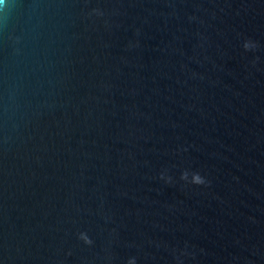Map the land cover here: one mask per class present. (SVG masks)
I'll list each match as a JSON object with an SVG mask.
<instances>
[{
  "label": "water",
  "instance_id": "water-1",
  "mask_svg": "<svg viewBox=\"0 0 264 264\" xmlns=\"http://www.w3.org/2000/svg\"><path fill=\"white\" fill-rule=\"evenodd\" d=\"M130 260L264 264V0L0 7V264Z\"/></svg>",
  "mask_w": 264,
  "mask_h": 264
},
{
  "label": "clouds",
  "instance_id": "clouds-1",
  "mask_svg": "<svg viewBox=\"0 0 264 264\" xmlns=\"http://www.w3.org/2000/svg\"><path fill=\"white\" fill-rule=\"evenodd\" d=\"M7 6V0H0V7L6 8ZM94 11H98V10H94ZM254 45H251L250 43H245L244 44V48L246 50L250 49L251 47H253ZM182 179H187V173H184L181 177ZM192 183L194 184H203L204 180L203 178L199 175V174H193V180ZM84 238V242L86 244H91L92 241L87 237L83 236V233L80 235V239ZM129 264H134V261H129Z\"/></svg>",
  "mask_w": 264,
  "mask_h": 264
}]
</instances>
